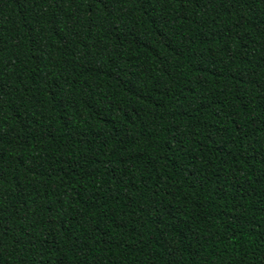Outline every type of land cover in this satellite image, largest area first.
Listing matches in <instances>:
<instances>
[{
  "label": "trees",
  "instance_id": "obj_1",
  "mask_svg": "<svg viewBox=\"0 0 264 264\" xmlns=\"http://www.w3.org/2000/svg\"><path fill=\"white\" fill-rule=\"evenodd\" d=\"M0 264H264V0H0Z\"/></svg>",
  "mask_w": 264,
  "mask_h": 264
}]
</instances>
